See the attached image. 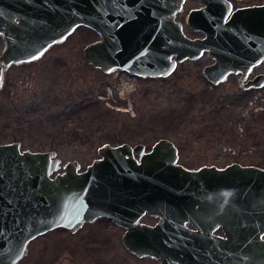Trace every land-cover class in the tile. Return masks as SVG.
Segmentation results:
<instances>
[{"label":"water","instance_id":"water-1","mask_svg":"<svg viewBox=\"0 0 264 264\" xmlns=\"http://www.w3.org/2000/svg\"><path fill=\"white\" fill-rule=\"evenodd\" d=\"M199 1L204 6L192 10L186 23L203 37L191 39L175 19L185 0H21L16 52L6 53L0 62L38 60L78 26L101 35L100 42L84 48L83 57L88 66L105 74L119 68L141 78H165L177 64L198 60L205 51L215 61L202 74L218 84L231 73L246 75L264 61V5L229 15L232 6L227 0ZM130 3L139 4L144 15L150 11L156 22L158 10L164 9L159 38L158 28H151L150 36L138 41L130 33L123 21ZM257 80L249 85L260 87ZM144 149L142 144H105L85 172L77 173L80 165L73 161L64 173L51 178L60 169L56 152L21 151L17 142L0 144V240L23 242L54 227H75L96 215L126 226L147 212L160 222L134 228V252L167 264H176L174 257L180 251L182 264H222L223 250V264H264V241L259 239L264 232V171L236 163L223 171L189 170L177 163V148L167 138L145 154ZM222 179L229 191L231 238L228 244L209 239L203 257L197 235L187 232L184 224L195 225L191 207L201 186L221 185Z\"/></svg>","mask_w":264,"mask_h":264},{"label":"rangeland","instance_id":"rangeland-1","mask_svg":"<svg viewBox=\"0 0 264 264\" xmlns=\"http://www.w3.org/2000/svg\"><path fill=\"white\" fill-rule=\"evenodd\" d=\"M193 7L189 2L180 19ZM93 39V31L77 28L40 61L11 73L12 83L0 93L1 144L20 141L22 151L56 152L62 170L73 161L85 169L104 144H143L148 151L167 138L178 147V163L190 168L208 160L209 143L218 137L241 149V165L264 164V91L241 92L240 106L233 81L219 87L205 81L206 56L178 64L166 78L99 74L83 60ZM232 160H239L238 151L228 153Z\"/></svg>","mask_w":264,"mask_h":264},{"label":"flooded vegetation","instance_id":"flooded-vegetation-1","mask_svg":"<svg viewBox=\"0 0 264 264\" xmlns=\"http://www.w3.org/2000/svg\"><path fill=\"white\" fill-rule=\"evenodd\" d=\"M20 1L21 0H0V61L1 57L6 53L12 54L13 50L14 53L16 52V29L20 24ZM189 2H196L197 7H193L192 9L190 8L187 15L192 10H197L204 6L199 0H185L181 11L176 15V20L182 24L184 31V27L187 26V18L183 16L180 19V17L184 13ZM230 4L232 6V13L233 11L244 7L248 8L253 6H262L264 5V0H230ZM125 11L127 12L126 15H123V21L125 22V25L130 28V33L135 36L137 41L142 36L147 35L149 37L150 32L152 31L151 28H158L159 38L162 24L164 25L165 22L164 9L158 10L157 22L155 20V15L150 14V11L144 15V13L141 11V8L139 7V4L130 3L129 7H127ZM193 33L198 34V36L194 38L202 37L201 33ZM93 34L94 39L91 42H100L101 35L99 33L97 34L95 31H93ZM63 43H65V41L51 46L47 51H45L40 59L35 61L21 64H15L14 62L5 64L0 62V77H2V83H0V93L4 89H8L7 87L9 86V83H12L11 73L13 71L23 70L31 65H34L52 49L62 45ZM113 51L115 53L118 52V47L115 46ZM203 57H205L208 62L201 68L202 72L205 66L211 65L215 61L205 52L201 59ZM158 58H160L159 54ZM94 70L98 71L99 74H104L102 71H100V69ZM121 72L122 71L120 69H116L112 74L109 75L118 76L121 74ZM202 72L201 75L203 76ZM203 78L205 79L204 76ZM146 79L160 78L149 77ZM255 79H259L257 82L261 85L260 87L255 88L249 85L250 82ZM205 81L208 82L207 79H205ZM226 81H233L235 83V89L239 91L238 101L241 106V92L250 95L252 93L260 94L262 91H264V61L254 66L246 75H243L241 72L237 74H229ZM208 83L214 87H219V84H222H212L211 82ZM239 122V130L241 132V118ZM211 140L213 141L209 143L210 152L208 160L206 162L196 164L193 167H187L188 169L192 171H198L202 168H214L215 170L213 169V171H223L231 164L236 163L240 167L253 166L258 171H264V164L261 162L241 165V149L233 150L230 149L226 143L220 144L218 137H215ZM16 142L19 144L20 141ZM148 151L145 148L144 154ZM237 151L239 152V160L228 161V153L231 155ZM134 156L135 158L139 159L141 155L134 154ZM85 171L86 168H79L77 173H83ZM63 172V169L59 170L53 173L51 178H54ZM201 188H207V190L205 192L203 189H201L202 192L194 195V201L191 207V222H193L195 225L190 222H185L184 226L187 232L197 235L196 241L201 246L200 251L204 257L206 254L204 249L205 242H210L209 239H216L222 243L225 241L228 244L231 236L229 233V209L227 208L229 191L228 186L224 185V179H222L221 185L212 183L208 186H201ZM159 222L160 218L153 217L147 212L141 215L135 224L128 223L126 226L118 224L117 221H114L109 217L96 215V217L83 220L75 227H54L35 235L34 238L31 237L23 242L13 240L6 242L0 240V264H167L162 260L153 257L152 255L143 253L140 254L132 250L134 247V228H146L145 226L154 227ZM142 236H144L145 239V234ZM235 238H241V236H235L234 239ZM259 239L264 241V232L260 234ZM182 253L183 252L180 251L178 257H174L176 264H182ZM220 257L222 258L221 261L223 264V250L220 254ZM164 260L166 259L164 258ZM167 261H169V259H167Z\"/></svg>","mask_w":264,"mask_h":264},{"label":"snow or ice","instance_id":"snow-or-ice-1","mask_svg":"<svg viewBox=\"0 0 264 264\" xmlns=\"http://www.w3.org/2000/svg\"><path fill=\"white\" fill-rule=\"evenodd\" d=\"M229 15L231 14V11H230V9H229V13H228ZM225 23H227V17L225 18ZM41 55H43V53H41ZM141 55H143V53H141ZM38 57H36V56H33L32 57V59L33 60H35V59H37ZM0 83H2V77H0Z\"/></svg>","mask_w":264,"mask_h":264},{"label":"built area","instance_id":"built-area-1","mask_svg":"<svg viewBox=\"0 0 264 264\" xmlns=\"http://www.w3.org/2000/svg\"><path fill=\"white\" fill-rule=\"evenodd\" d=\"M127 79L132 80V79H130V78H128V77H127ZM129 80H125L123 84H124V85H125V84L130 85L131 82H130ZM119 88H120V87H119ZM119 93H120V96H121V94L123 93V88H122L121 91H119Z\"/></svg>","mask_w":264,"mask_h":264}]
</instances>
